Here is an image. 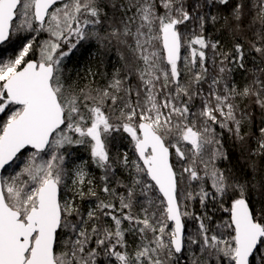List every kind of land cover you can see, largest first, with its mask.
I'll list each match as a JSON object with an SVG mask.
<instances>
[{
	"label": "snow or ice",
	"instance_id": "1",
	"mask_svg": "<svg viewBox=\"0 0 264 264\" xmlns=\"http://www.w3.org/2000/svg\"><path fill=\"white\" fill-rule=\"evenodd\" d=\"M0 264H264V0H0Z\"/></svg>",
	"mask_w": 264,
	"mask_h": 264
},
{
	"label": "trees",
	"instance_id": "2",
	"mask_svg": "<svg viewBox=\"0 0 264 264\" xmlns=\"http://www.w3.org/2000/svg\"><path fill=\"white\" fill-rule=\"evenodd\" d=\"M110 56V63H106L105 65H101L99 57L95 54V48L91 49H81L80 51L76 52V54L72 57V63L69 64V67H78V68H86V67H92L94 70L99 69L100 71H103L105 67H107V70L109 72L112 71V64H115L116 62V56L113 53L109 54ZM82 155H85L83 152H81ZM96 175H99V173H96Z\"/></svg>",
	"mask_w": 264,
	"mask_h": 264
}]
</instances>
